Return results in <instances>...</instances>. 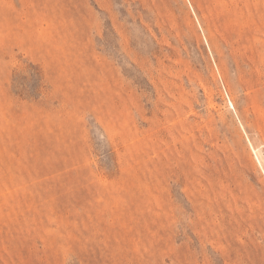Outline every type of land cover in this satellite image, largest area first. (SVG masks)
<instances>
[{"label": "rangeland", "instance_id": "rangeland-1", "mask_svg": "<svg viewBox=\"0 0 264 264\" xmlns=\"http://www.w3.org/2000/svg\"><path fill=\"white\" fill-rule=\"evenodd\" d=\"M0 264H264V0H0Z\"/></svg>", "mask_w": 264, "mask_h": 264}]
</instances>
